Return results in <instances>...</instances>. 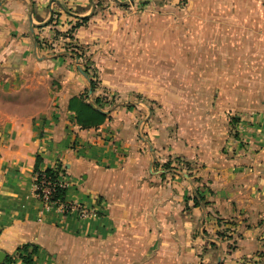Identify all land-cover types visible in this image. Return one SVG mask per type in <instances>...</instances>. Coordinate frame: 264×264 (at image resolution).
<instances>
[{
  "label": "crops",
  "instance_id": "obj_1",
  "mask_svg": "<svg viewBox=\"0 0 264 264\" xmlns=\"http://www.w3.org/2000/svg\"><path fill=\"white\" fill-rule=\"evenodd\" d=\"M156 1L0 0V252L5 259L29 245L35 248L31 264H58L74 249L76 235L94 234L104 244L100 264H139V259L249 264L259 258L256 235H242L228 252L218 241L213 252L202 232H215V215L234 217L233 207H241L244 194L264 180V0L163 1L179 3V52H194L195 91L184 94L177 133L170 134L165 124L158 130L144 126L140 118L149 111L125 95L97 128L79 129L67 111L68 99L88 86L75 57L61 45L69 41L67 26L86 18L71 40L91 56L100 49L95 44L116 34L115 23L134 20L136 9ZM37 38L54 42L53 49L39 48ZM144 46L148 51L154 45ZM103 59H90L102 81ZM181 59L186 62V55ZM239 112L245 120L241 159H259L262 166L249 173L220 161L237 159L222 151L230 143L225 120ZM159 154L205 162L201 176L211 203L193 207V195L186 198L192 189L187 174L153 171ZM58 163L68 182L66 200L93 209L95 218L79 222L45 210L36 198V166L43 170ZM258 188L264 195V187ZM258 210L264 211L255 206V215Z\"/></svg>",
  "mask_w": 264,
  "mask_h": 264
},
{
  "label": "rangeland",
  "instance_id": "obj_2",
  "mask_svg": "<svg viewBox=\"0 0 264 264\" xmlns=\"http://www.w3.org/2000/svg\"><path fill=\"white\" fill-rule=\"evenodd\" d=\"M163 1L157 0L150 5H141L132 14L134 20H129V22L124 20L123 23H115L116 34L104 45L95 44L100 49H97L98 51L94 55L86 56V49L80 46L85 56L82 61L76 57L75 59L80 67L88 62L91 64V72L95 75L97 84L94 95L91 93L87 95L91 98L101 97L105 99L104 111L112 108L125 95L126 99L127 97L128 99L134 98L137 103H142L143 108L145 107L144 109L149 111L147 117L143 115L144 117L140 118L144 122V126L149 123L154 130H158L159 127L165 124L169 133L174 134L178 131V118L183 111L181 108L185 102L184 94L195 91L193 74L194 52H179L178 45V7L179 3L183 5L182 3H188L189 0H182L175 5H169ZM131 12L133 11H127L129 16H131ZM107 14H111V11ZM169 17L171 18L168 19ZM148 29L152 31L149 36L146 35V30ZM166 29H169L170 32L167 31L165 33ZM75 44L78 45L77 43ZM147 44L154 46H151L147 51L144 46ZM64 50L66 51L65 48ZM183 55L187 57L186 62L181 59ZM92 56L93 59L96 56H101L102 59L106 60L104 67L101 69L104 74H102L103 81L101 80L100 72H98L100 70L93 67ZM85 89L88 90V86L81 87L79 94H82ZM187 102L193 103L192 111L194 112V100H187ZM244 121L241 112L234 116H228V119L225 120L230 127L227 138L230 143H225L228 148H224L222 153L233 154L237 159H220V161L224 163L223 167H227L228 162L229 168L233 171L242 172L245 169L249 173L248 169L254 167L261 169L262 166L261 162H258L259 159H241L244 152H246L242 140ZM174 158L175 156L156 155L152 170L161 172L162 176H169L175 171L187 174L192 182L193 191L191 189L190 192L193 193L188 194L186 198L190 200V197L197 192L204 196L207 203L202 204L201 202V205H209L210 201H212V197H210L212 193L208 189V181L201 176L202 172H204V166H206L205 162L202 160L200 162L198 159L184 160L190 164L191 169L178 168L174 169L175 171L173 169H164L162 164L165 161L159 164L161 161L159 159ZM255 186L257 188L249 189L248 193H246L247 195L252 193V196L248 197L244 194V202L241 207H236V205L233 207L234 217L220 218L218 217L219 215H215L212 218L213 226L216 229L215 232L209 234L203 230L202 233H205L208 239H211L208 241L213 244L218 241L223 242L227 252L232 251L236 247L237 240L243 237L242 235H256L261 242L256 253L259 258L248 263L264 264V216H262L264 211L258 210L257 215L254 214L255 206L264 209V195H260L259 190H257L259 189L258 187H264V180L256 181ZM241 194L243 193L241 192ZM195 232L198 233L197 227L194 230ZM99 239L97 234L76 235L73 241L74 249L66 252L62 259L58 261V264H100V259L102 261L103 257L104 244H100ZM210 249L213 252L216 251L214 247H210ZM202 251L204 252V250ZM145 262L146 260L139 259V264H145Z\"/></svg>",
  "mask_w": 264,
  "mask_h": 264
},
{
  "label": "trees",
  "instance_id": "obj_3",
  "mask_svg": "<svg viewBox=\"0 0 264 264\" xmlns=\"http://www.w3.org/2000/svg\"><path fill=\"white\" fill-rule=\"evenodd\" d=\"M86 21V18H80L78 21L74 24H70V28L67 31V38H69V41L67 43H61L67 51L70 56L76 57L78 60L82 61L84 58L83 50L80 46L73 43L71 40L72 33L78 26H80L81 23H84ZM36 44L39 48L45 47L50 50L53 49L54 42L48 43L45 40L36 39ZM82 70L86 77L89 80V87L91 90V94L94 95L96 91V81H95V75L91 72V64L85 63L82 66ZM88 90L85 89V91L82 94L79 95H73L71 96L67 101V111L70 112L73 115V122L79 129H90V128H97L98 126L102 125L106 119L108 118V112L104 111V104H106L105 99L101 97H89ZM39 161V160H38ZM162 167L164 169H186L190 170V164L182 159H179L178 157H175L174 159H168L165 162H163ZM189 174V173H188ZM35 175H37V178L40 177V175H44L45 178L49 179L52 184L54 185L53 191L51 193L50 201L52 202H60L64 203L66 202V192L67 188L61 187L58 185L57 182H59L58 178L59 176L65 177V169L63 165L60 163L56 164L54 167L46 168L43 170H40L36 166ZM38 181V180H37ZM36 183V181H34ZM211 193V192H210ZM192 202L193 206H199L202 202V204H207L205 202L204 196L200 195V193L195 192L192 196ZM211 247H214L213 243H210ZM35 253V248L29 245H25L22 248H19L15 255L18 257V259L23 264H31L32 259L31 256ZM9 256L5 259L4 262L9 261ZM218 264H221L219 262Z\"/></svg>",
  "mask_w": 264,
  "mask_h": 264
},
{
  "label": "built area",
  "instance_id": "obj_4",
  "mask_svg": "<svg viewBox=\"0 0 264 264\" xmlns=\"http://www.w3.org/2000/svg\"><path fill=\"white\" fill-rule=\"evenodd\" d=\"M69 28L70 26L68 25L66 31L64 32L65 37H67V31L69 30ZM65 40H67L66 42H68V39ZM58 180V185L65 188L68 187L67 179L64 178V176H59ZM34 181H36V183H34L35 196L43 205L45 210L56 209L61 214L72 215L79 222H85L86 220L95 218L97 216L96 211L85 206L82 203L68 200H66V202L64 203H55L50 201L51 193L55 184H52V182L49 179L45 178L44 175H40V177L38 178L37 175H35ZM9 258V261L3 262L1 264H17V262L20 261L16 255H13Z\"/></svg>",
  "mask_w": 264,
  "mask_h": 264
},
{
  "label": "water",
  "instance_id": "obj_5",
  "mask_svg": "<svg viewBox=\"0 0 264 264\" xmlns=\"http://www.w3.org/2000/svg\"><path fill=\"white\" fill-rule=\"evenodd\" d=\"M77 70L88 81V94H90L91 90H90V87H89L88 78L86 77V75L84 74L83 70L81 69V67L79 65H77ZM4 259H5V255L0 252V264L4 262Z\"/></svg>",
  "mask_w": 264,
  "mask_h": 264
}]
</instances>
